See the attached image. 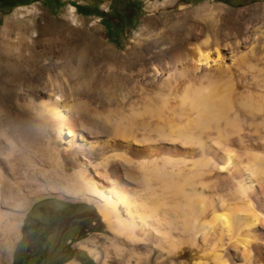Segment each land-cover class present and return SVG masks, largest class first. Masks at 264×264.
<instances>
[{"label": "bare ground", "instance_id": "bare-ground-1", "mask_svg": "<svg viewBox=\"0 0 264 264\" xmlns=\"http://www.w3.org/2000/svg\"><path fill=\"white\" fill-rule=\"evenodd\" d=\"M162 41H169L172 53L151 62L156 80H146L138 59L125 58L126 69L137 75L124 74L122 83L108 90L106 110H95L104 114L102 125L83 123L72 109L73 87L38 104L53 135L48 157L55 163L63 156L86 157L84 175L94 165L95 173L86 178L79 173L73 189L96 204L114 235L110 245L116 264H264V101L253 92L264 93V68L245 64V54L227 66L217 39L206 40L204 49L180 37ZM240 47L238 42L234 49ZM71 55L62 56L65 64H72ZM238 60L242 65L235 64ZM219 81L224 88L215 86ZM0 136L9 164L29 177L21 149L6 133ZM111 170L124 173L121 180L128 188L109 177ZM12 173L8 177L0 170V199L22 198L14 186L20 178ZM131 176L140 179L141 198L128 196ZM94 177L109 185L106 195ZM154 185L176 202L159 209L151 198ZM4 207L0 204V214ZM18 226L17 218L3 223L10 232L6 250Z\"/></svg>", "mask_w": 264, "mask_h": 264}, {"label": "rangeland", "instance_id": "rangeland-1", "mask_svg": "<svg viewBox=\"0 0 264 264\" xmlns=\"http://www.w3.org/2000/svg\"><path fill=\"white\" fill-rule=\"evenodd\" d=\"M101 2V15L90 17L75 10L69 0H0V132L12 138L21 149L24 165L30 167L29 177H22L18 174L20 166L9 164L12 159L5 157L7 145L0 147V170L8 177L12 172L18 174L20 179L14 186L22 193V200L0 199V204L8 206L1 208L5 213L0 214V264H60L70 259L78 264H116L110 245L114 235L96 204L82 200L73 189L80 175L86 178L95 173L94 165L88 166L84 175L81 164L86 157L76 160L63 156L56 163L48 157L46 148L53 135L38 106L47 102L48 94L59 93L60 89L68 94V88L73 87L72 109L83 123L102 125L104 114L97 115L95 110H106L108 90L122 83L124 74L137 75L136 70L126 69L125 58L130 54L132 62L138 59L137 67L148 76L146 80H156L151 62L164 61L172 53L171 44L162 41L164 38L180 37L202 49L206 40L217 39L227 66L236 56L245 54V64L264 68V0ZM250 18L255 21L247 22ZM238 42L243 47L237 51L234 47ZM65 54L73 55L72 64H65ZM116 56H121L117 62L113 61ZM238 61L235 64L242 65ZM219 82L215 86L224 88ZM253 92L264 101L263 92ZM123 174L108 173L112 180L125 185ZM131 177L134 185L128 189V196L141 198L145 192L140 179ZM95 180L98 190L106 195L104 188L109 185ZM153 187L151 198L159 209L176 202L173 197L169 200L171 194L159 185ZM83 213L94 215L98 221L80 233L73 219ZM15 218L19 219L18 235L6 250L4 243L10 232L3 223ZM90 250L97 254H90Z\"/></svg>", "mask_w": 264, "mask_h": 264}, {"label": "crops", "instance_id": "crops-1", "mask_svg": "<svg viewBox=\"0 0 264 264\" xmlns=\"http://www.w3.org/2000/svg\"><path fill=\"white\" fill-rule=\"evenodd\" d=\"M9 3H13L17 0H7ZM75 10H79L81 13L87 16L99 17L101 15L100 6L103 4L101 0H69ZM60 264H78L76 259L66 260Z\"/></svg>", "mask_w": 264, "mask_h": 264}, {"label": "flooded vegetation", "instance_id": "flooded-vegetation-1", "mask_svg": "<svg viewBox=\"0 0 264 264\" xmlns=\"http://www.w3.org/2000/svg\"><path fill=\"white\" fill-rule=\"evenodd\" d=\"M2 1L7 2L6 0H2ZM73 220L78 222L76 226L79 228L80 233L84 231H88L89 228L97 225V221H98V219L94 215L84 214V213L81 214L79 218H75Z\"/></svg>", "mask_w": 264, "mask_h": 264}, {"label": "built area", "instance_id": "built-area-1", "mask_svg": "<svg viewBox=\"0 0 264 264\" xmlns=\"http://www.w3.org/2000/svg\"><path fill=\"white\" fill-rule=\"evenodd\" d=\"M106 1V0H105ZM105 3V2H104ZM101 8V7H100Z\"/></svg>", "mask_w": 264, "mask_h": 264}]
</instances>
